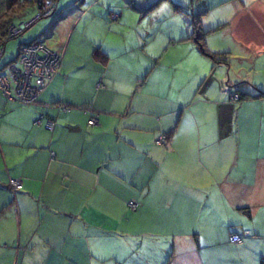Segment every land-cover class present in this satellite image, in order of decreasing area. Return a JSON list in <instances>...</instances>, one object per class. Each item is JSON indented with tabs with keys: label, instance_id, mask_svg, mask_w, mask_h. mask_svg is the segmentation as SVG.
Segmentation results:
<instances>
[{
	"label": "crops",
	"instance_id": "obj_1",
	"mask_svg": "<svg viewBox=\"0 0 264 264\" xmlns=\"http://www.w3.org/2000/svg\"><path fill=\"white\" fill-rule=\"evenodd\" d=\"M81 25L41 23L53 40L27 42L60 56L32 104L0 92V264H203L202 248L228 244L222 215L247 233L228 245L264 264V117L234 138L215 99L196 98L209 89L155 86L153 65Z\"/></svg>",
	"mask_w": 264,
	"mask_h": 264
},
{
	"label": "rangeland",
	"instance_id": "obj_2",
	"mask_svg": "<svg viewBox=\"0 0 264 264\" xmlns=\"http://www.w3.org/2000/svg\"><path fill=\"white\" fill-rule=\"evenodd\" d=\"M60 1L63 6H58L55 13L37 19L20 36L7 41L1 64L14 61L22 43L38 38L47 43L53 40V37L44 39L41 23H81V28L84 23H96L102 40H113L121 45L122 53L138 56L154 66L150 80L155 86L190 83L195 90L209 89L207 93L199 92L196 98L215 99L217 104L212 106L210 115H216L215 111L225 115L230 125L227 129L234 138L243 141V133L237 134V121L252 118V115L257 121L264 117V98L252 97L264 93V0ZM250 1L253 2L248 4ZM15 15L18 16H15V25L27 23L35 17V10L28 6ZM198 19L205 50L210 55H223L225 62H214L193 41V23ZM50 28L48 25L47 30ZM88 31L96 33L93 26L88 27ZM241 92L251 97L235 100V93ZM245 130L255 131L250 122L245 124ZM261 147L264 151V139ZM236 219L222 215L217 220L216 243L228 239L229 230L240 231L247 237L242 231L244 228L235 225ZM259 219L258 216L256 220L260 222ZM260 243H264V239ZM228 244L215 249L202 248V263L208 264L213 256L216 264H259L260 253L252 256L254 253L247 248L239 251Z\"/></svg>",
	"mask_w": 264,
	"mask_h": 264
},
{
	"label": "built area",
	"instance_id": "obj_3",
	"mask_svg": "<svg viewBox=\"0 0 264 264\" xmlns=\"http://www.w3.org/2000/svg\"><path fill=\"white\" fill-rule=\"evenodd\" d=\"M26 4H33L35 7V17L27 22L12 24L8 27V38L20 36L27 28L33 25L37 19L48 17L55 12L58 0H19ZM4 55V47L0 45V59ZM60 64V56L45 47L41 42L31 44H21L18 49L16 59L4 64L0 63V92L8 99L14 100L22 105L32 104L40 93L45 82L52 77ZM238 99V94H235ZM40 123V119L36 120ZM96 119L92 117L89 125H95ZM45 128L49 131L53 129V122L45 123ZM163 135H159L156 142L162 143ZM11 189L17 191L22 187L19 179L9 181ZM129 207L134 210L137 203L130 201ZM230 242L237 243L241 236L233 234Z\"/></svg>",
	"mask_w": 264,
	"mask_h": 264
},
{
	"label": "trees",
	"instance_id": "obj_4",
	"mask_svg": "<svg viewBox=\"0 0 264 264\" xmlns=\"http://www.w3.org/2000/svg\"><path fill=\"white\" fill-rule=\"evenodd\" d=\"M2 3H3V6L1 5ZM26 6H27L26 3L21 2L19 0H3V2H1V0H0V45L2 47H4V50H5V46H6L7 41L14 39V38H8V36H7L8 27L13 24L15 16H16L15 14L18 11L23 12L24 8ZM198 21H199V19L197 20V22L193 23V33H192L193 41L199 47L201 52L206 54L207 56H209L214 62H217V63L218 62H225V58L222 57L223 55H216V54L210 55L205 50L204 39H203V35L201 33V30H200V26H199L200 23H198ZM22 44H24V43H22ZM27 44H31V43H27ZM93 55L96 58H98L99 60H101V58H104V56H103L104 54H102V52L99 49H95ZM235 94H238V100L239 101L244 100L247 97H251V95L243 93V92L235 93ZM252 97L253 98H264V93L259 92L257 95L252 96ZM135 209H136V207H135ZM130 210H132V209L130 208ZM233 234H237V233H234L231 231V233L228 235V239H227L228 243L233 244V245L241 244L242 240H243L242 234H238L241 236V240L239 242H237V243L230 242L229 239Z\"/></svg>",
	"mask_w": 264,
	"mask_h": 264
}]
</instances>
